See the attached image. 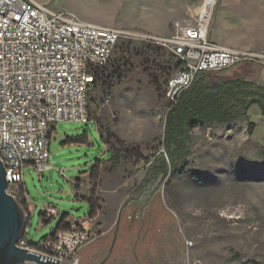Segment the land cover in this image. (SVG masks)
Segmentation results:
<instances>
[{
  "label": "rangeland",
  "instance_id": "1",
  "mask_svg": "<svg viewBox=\"0 0 264 264\" xmlns=\"http://www.w3.org/2000/svg\"><path fill=\"white\" fill-rule=\"evenodd\" d=\"M34 1L83 22L120 30L105 68L116 62L122 80L112 83L110 94L106 88L89 86L86 123L61 120L54 125L48 145L50 169L39 173L24 168L22 184L14 189L19 194L22 187L30 201L28 241L37 244L65 216L68 224L88 217V201L75 196L73 181L79 178V195L93 191L99 199L92 223L102 237L95 243L108 245L117 231L118 244L130 246L148 225V234L157 239L158 261L167 253L181 252L186 264H264V117L257 105L238 122L194 128L191 155L180 176L148 177L150 162L166 156L164 90L176 65L174 56L148 44V37L168 35L177 21L193 24L204 0ZM207 37L222 47L264 53V0H215ZM263 66L246 61L212 74L256 80ZM98 126L103 139L119 151L113 168ZM107 127L112 136L105 133ZM97 159L102 162L90 174ZM47 206L58 213L44 222L41 211ZM89 247L61 264L76 259L87 263Z\"/></svg>",
  "mask_w": 264,
  "mask_h": 264
},
{
  "label": "built area",
  "instance_id": "2",
  "mask_svg": "<svg viewBox=\"0 0 264 264\" xmlns=\"http://www.w3.org/2000/svg\"><path fill=\"white\" fill-rule=\"evenodd\" d=\"M214 3L204 0L193 24L177 21L168 35L148 37L176 61L164 90L167 109L199 72L223 71L246 61L264 65V53L208 39ZM120 36L118 29L83 22L34 0H0V160L6 191L13 197L18 198L14 187L22 184L24 168L39 173L51 168L48 145L54 125L89 120L94 72L109 63ZM44 212L47 220L58 213L53 206ZM91 219L88 215L67 229H56L37 244L28 241L25 226L19 246L61 264L101 237Z\"/></svg>",
  "mask_w": 264,
  "mask_h": 264
},
{
  "label": "trees",
  "instance_id": "3",
  "mask_svg": "<svg viewBox=\"0 0 264 264\" xmlns=\"http://www.w3.org/2000/svg\"><path fill=\"white\" fill-rule=\"evenodd\" d=\"M117 68L114 62L106 68L96 69L92 85L106 88L110 94L112 83L119 84L122 80V75L118 74ZM212 73L199 72L193 82L179 94L176 102L167 110L162 143L166 156L161 155L156 161L150 162L149 178H156L159 175L164 177L167 174L171 176L182 174L181 169L191 155V131L194 128L238 122L247 116L248 109L253 104L258 106L260 114L264 117V86L262 84L245 76L223 77ZM150 77L151 82L155 84L153 76L150 75ZM253 129L254 123L250 121L247 130L251 134ZM98 133L107 150L111 152L108 159L112 163L109 168H113L120 159L119 151L109 139H103L100 126H98ZM105 133L107 136L113 135L108 127L105 128ZM101 162V159H97L89 173L96 172ZM190 176L193 178L194 174ZM73 186L75 196L88 201L89 217L93 218L100 208L99 199L93 195V191L87 197L79 195V178L73 181ZM16 199L28 214L25 190L22 187ZM41 217L44 222L48 221L44 210L41 211ZM65 219L66 216L60 221L57 229L69 227Z\"/></svg>",
  "mask_w": 264,
  "mask_h": 264
},
{
  "label": "water",
  "instance_id": "4",
  "mask_svg": "<svg viewBox=\"0 0 264 264\" xmlns=\"http://www.w3.org/2000/svg\"><path fill=\"white\" fill-rule=\"evenodd\" d=\"M5 168L0 160V264H60L58 260L19 246L25 232L26 210L6 189Z\"/></svg>",
  "mask_w": 264,
  "mask_h": 264
},
{
  "label": "flooded vegetation",
  "instance_id": "5",
  "mask_svg": "<svg viewBox=\"0 0 264 264\" xmlns=\"http://www.w3.org/2000/svg\"><path fill=\"white\" fill-rule=\"evenodd\" d=\"M143 222L141 221L140 227L144 226ZM119 223L120 219L117 228H119ZM149 228L151 226L147 225L144 229L145 233L137 234L130 246L127 247L118 244L117 231L108 245L104 241L92 243L87 256H85L87 259L85 264H186L181 252L180 255L179 253H172V255L167 253L165 256H161L158 261V257L154 255L157 239L153 234H148ZM78 263L79 259H76L74 264Z\"/></svg>",
  "mask_w": 264,
  "mask_h": 264
},
{
  "label": "crops",
  "instance_id": "6",
  "mask_svg": "<svg viewBox=\"0 0 264 264\" xmlns=\"http://www.w3.org/2000/svg\"><path fill=\"white\" fill-rule=\"evenodd\" d=\"M255 81L258 82L259 84H262L264 86V66H263L262 70H260L258 72V77H257V79ZM26 203H27V209H29V207H30V201H29V199L27 197H26ZM92 222H93V219H91V224H93ZM91 244H89L88 246H90Z\"/></svg>",
  "mask_w": 264,
  "mask_h": 264
}]
</instances>
